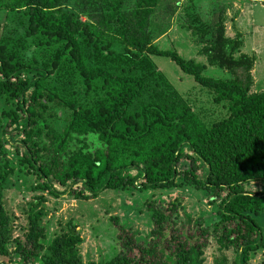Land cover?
Returning a JSON list of instances; mask_svg holds the SVG:
<instances>
[{
  "label": "trees",
  "instance_id": "1",
  "mask_svg": "<svg viewBox=\"0 0 264 264\" xmlns=\"http://www.w3.org/2000/svg\"><path fill=\"white\" fill-rule=\"evenodd\" d=\"M68 1L76 0H0V12H25L29 17L28 37L39 34L46 39L44 45L62 47L41 67L23 62L0 44V100L17 102L15 110L0 115V153L6 157L14 149L20 166L39 182L33 190L55 197L69 194L88 201L107 190L193 186L209 194L211 206L218 205L212 233L201 219L187 217L185 224L177 225L179 199L167 207L150 204L154 229L148 243L139 242L112 218L121 251L110 261L88 264H204L211 237L221 248L238 253L236 264H250L264 248L256 221L264 211V191L246 190L251 182L264 179L254 167L264 170V92L253 91V59L237 57L244 46L242 35L227 37L222 16L211 22L210 12L188 8L193 16L188 29L197 45H203L205 65L153 43L152 21L161 0H135L130 6L128 0H78L82 12L76 13L62 9ZM86 12L90 20L83 23ZM3 30L0 23V34ZM107 38L110 44L101 47ZM119 44L124 54L112 49ZM145 55L170 59L211 91L227 116L205 122L164 75L155 74ZM140 56L141 67H129ZM66 61L87 93L95 92L91 103L80 104L49 85ZM210 67L232 71L234 78L207 76ZM150 92L154 100L133 111ZM60 111L67 113L63 132L56 129ZM8 134L16 146L4 141ZM184 163L186 168L180 170ZM6 166L7 171L0 168V258L9 262L2 264H85L79 250L83 238L73 221L49 241L42 226L45 198L31 206L24 240L14 241L6 191L16 170L10 162Z\"/></svg>",
  "mask_w": 264,
  "mask_h": 264
},
{
  "label": "rangeland",
  "instance_id": "2",
  "mask_svg": "<svg viewBox=\"0 0 264 264\" xmlns=\"http://www.w3.org/2000/svg\"><path fill=\"white\" fill-rule=\"evenodd\" d=\"M134 1L128 0L126 6H130ZM78 3V0L68 1L61 7L67 12H82ZM217 6L218 10L213 12ZM188 8H193L195 13L197 10L200 13L202 11L210 12L211 22H215V18L222 16L225 21L227 37L236 38L237 33L242 35L244 46L237 57L247 55L253 59L251 73L254 78L253 91L264 92V0H217L215 5L213 0H197L196 3H191L188 0H161L152 21L153 43L162 50L176 51L187 60L207 65V58L200 55L203 45H197L194 36L188 29L189 19L191 21V17H193L191 10L186 11ZM86 14L89 15L88 12L81 15L83 23L90 20ZM0 23L4 28L0 34V44L6 45L11 53L17 54L25 63L36 62L43 67L46 63L51 62L57 51L62 48L59 45L50 47L44 45L46 39L39 34L35 37H28L29 17L25 12H0ZM108 44H110V38H107L101 47L104 48ZM112 49L119 54L125 52L124 47L120 44ZM142 58L140 56V59L131 63L129 67L134 64L141 67V64L144 63ZM147 58H150L154 65L155 74L164 75L173 90L183 96L205 122L211 123L227 116V109L223 105L218 106L214 103V94L181 72L170 59L148 56ZM206 75L224 80L234 78L232 71L212 67L207 70ZM49 82L51 87L68 94L80 104H89L96 99L95 92L87 93L82 79L74 69H71L68 61L62 65L60 71H56L51 76ZM153 100L154 93L150 92L133 111L139 110L143 105ZM16 103V101H9L2 97L0 115L5 110H15ZM66 116L67 113L64 111L58 113L56 129L59 132H63L66 127ZM5 122L7 123L8 119ZM3 139L10 147L17 145L12 141L10 134L4 135ZM18 156L14 149L6 157L0 153V168L7 171L6 165L7 162H10L16 170L15 176L7 184L8 190L6 191V207L14 220V241L24 240L29 210L40 198L46 199V203L43 205L45 217L42 220V226L47 231L49 241L62 228H66L68 222L73 221L83 238L79 250L85 264L110 261L121 251L120 232L112 218H118L121 225L135 234L139 242L148 243L154 229L152 213L148 209L152 203L167 207L179 199L182 201V207L179 208L178 214L174 215L177 225L180 227L185 224L187 217H191L193 220L201 219L204 227H209L213 233L214 220L218 218V205L211 206L208 199L209 194L196 190L193 186L146 192H140L133 188L127 191L107 190L97 199L88 201L78 200L69 194L55 197L47 191L35 192L33 190L39 182L36 176L27 170V167L20 166ZM254 167L257 175L264 178V170H260L258 165ZM185 168L186 164H181L180 170ZM178 183L181 181L178 180ZM59 190L62 192L64 189L59 188ZM246 190L253 194L264 191V179L251 182L246 186ZM256 221L262 229V238L264 239V211L256 217ZM49 241L48 243H50ZM237 256L238 253L234 249L221 248L216 238L211 237L209 246L204 251L203 259L204 264H236ZM3 262H9V260L0 258V264ZM11 264H16V262ZM250 264H264V248Z\"/></svg>",
  "mask_w": 264,
  "mask_h": 264
},
{
  "label": "crops",
  "instance_id": "3",
  "mask_svg": "<svg viewBox=\"0 0 264 264\" xmlns=\"http://www.w3.org/2000/svg\"><path fill=\"white\" fill-rule=\"evenodd\" d=\"M263 251V249H261Z\"/></svg>",
  "mask_w": 264,
  "mask_h": 264
}]
</instances>
